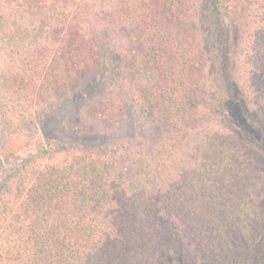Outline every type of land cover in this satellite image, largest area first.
<instances>
[{"label": "trees", "instance_id": "trees-1", "mask_svg": "<svg viewBox=\"0 0 264 264\" xmlns=\"http://www.w3.org/2000/svg\"><path fill=\"white\" fill-rule=\"evenodd\" d=\"M7 1L0 34L43 47L16 32L28 149L0 176V264H264V165L240 138L264 141V0ZM110 88L133 93L147 145L118 137ZM62 101L86 113L47 137Z\"/></svg>", "mask_w": 264, "mask_h": 264}, {"label": "rangeland", "instance_id": "rangeland-1", "mask_svg": "<svg viewBox=\"0 0 264 264\" xmlns=\"http://www.w3.org/2000/svg\"><path fill=\"white\" fill-rule=\"evenodd\" d=\"M0 15H2L5 20L11 22L15 25L16 29V6L12 5V2L7 0H0ZM12 32L14 35H12ZM16 32L17 34L28 35L24 40L30 42L26 49L28 51H34L43 47V36L38 35L36 30H1L0 34V176L8 172L11 166L16 163V146H23L21 139L26 140V133L21 134L20 139H16V114L12 115L9 113H16V93L13 88H9V76L16 69ZM5 86V87H4ZM78 87L72 89L69 93L76 94ZM106 93L112 94L115 99L121 104L123 108V117L121 119L118 131V137L127 142V145L130 149H138L141 146L148 144V141L151 138V132L147 129L144 124V120L140 113V108L135 101L133 93L126 89L122 92L118 91L115 88H110L104 90ZM64 101V100H63ZM63 101L60 104L53 103V105H48L53 110L51 112V119L47 120L48 124L43 125V134L52 138L58 137L62 134L64 126V121L68 116L79 115L86 113V110L80 106L77 110L78 104L74 108V114H68L71 112L72 108L70 106L63 105ZM91 102V100H90ZM63 105L62 109L61 106ZM32 111L38 112L40 106H35L31 108ZM60 109L62 112H60ZM60 114L56 116L55 113ZM68 114V115H66ZM73 117V118H74ZM60 118V120H56ZM80 118H74L73 122L79 123ZM58 121V122H57ZM63 124V125H62ZM104 130L102 127L97 126ZM33 137L37 140L38 135L32 130ZM242 136V137H241ZM240 138L242 142L249 148L251 151L259 158L261 163L264 165V141L262 137L258 134L257 139L255 140L252 134L247 132H242ZM34 141V140H33ZM20 143V144H19ZM34 143V142H33ZM31 141L29 145L32 147L33 144ZM23 151L27 150L28 147L23 146ZM21 150V149H20Z\"/></svg>", "mask_w": 264, "mask_h": 264}]
</instances>
